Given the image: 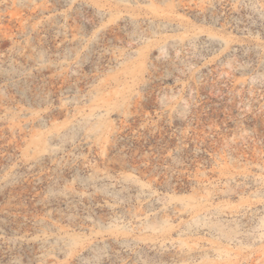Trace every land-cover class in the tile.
Instances as JSON below:
<instances>
[{"label": "rangeland", "instance_id": "1", "mask_svg": "<svg viewBox=\"0 0 264 264\" xmlns=\"http://www.w3.org/2000/svg\"><path fill=\"white\" fill-rule=\"evenodd\" d=\"M0 264H264V0H0Z\"/></svg>", "mask_w": 264, "mask_h": 264}]
</instances>
